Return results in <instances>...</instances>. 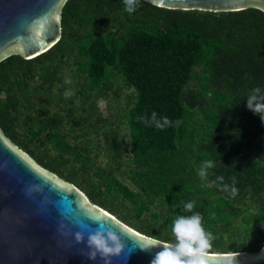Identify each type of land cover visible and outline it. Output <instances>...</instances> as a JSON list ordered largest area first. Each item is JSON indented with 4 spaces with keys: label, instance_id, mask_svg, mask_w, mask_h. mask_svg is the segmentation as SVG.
<instances>
[{
    "label": "trees",
    "instance_id": "trees-1",
    "mask_svg": "<svg viewBox=\"0 0 264 264\" xmlns=\"http://www.w3.org/2000/svg\"><path fill=\"white\" fill-rule=\"evenodd\" d=\"M62 26L61 39L45 53L0 61L5 135L142 234L174 243L173 220L199 214L211 233L209 252H259L264 121L246 98L255 88L264 93V10L173 9L140 0L130 14L123 0H67ZM65 69L81 78L67 99ZM116 76L133 90L124 114L128 139L99 112ZM153 111L180 123L157 130L137 119ZM73 123L89 128L76 132ZM93 132L107 140L108 170L92 169ZM206 161L213 167L201 179ZM124 163L134 187L118 177ZM118 200L132 205L128 212ZM157 200L161 211L153 210ZM161 216L170 232L156 227Z\"/></svg>",
    "mask_w": 264,
    "mask_h": 264
},
{
    "label": "water",
    "instance_id": "water-1",
    "mask_svg": "<svg viewBox=\"0 0 264 264\" xmlns=\"http://www.w3.org/2000/svg\"><path fill=\"white\" fill-rule=\"evenodd\" d=\"M66 1L0 0V61L12 54L33 59L53 47L62 37ZM155 5L264 10V0H156ZM100 226L115 230L127 245L111 264H151L161 249L143 251L136 245L169 243L142 234L93 203L76 184L43 167L0 128V264H104L99 256L91 260L84 254L89 251L88 233ZM78 231L85 234L83 243L75 240ZM229 256L236 257L237 264H264V247L257 253L209 252L213 264Z\"/></svg>",
    "mask_w": 264,
    "mask_h": 264
},
{
    "label": "clouds",
    "instance_id": "clouds-1",
    "mask_svg": "<svg viewBox=\"0 0 264 264\" xmlns=\"http://www.w3.org/2000/svg\"><path fill=\"white\" fill-rule=\"evenodd\" d=\"M139 2L140 0H123L125 11L130 14L133 13L138 7ZM149 2L155 4L156 0H149ZM64 82L66 84L71 83L68 79H65ZM63 95L67 99L72 93L65 91ZM246 99L247 108L264 121V93L261 92V89H253ZM137 119L146 126L155 127L157 130H164L167 127H171L173 123L178 126L180 123L179 120L173 122L167 117L158 118L155 111L152 112L150 119L147 116H140ZM204 164L206 167H201L198 170L201 179H204L208 175L206 168H212L213 161H206ZM223 179L222 176L217 177L219 181H223ZM222 190L229 191V186L224 185ZM237 194L238 189L234 186L231 187L230 195L235 197ZM194 203L189 202L186 204V210L192 211ZM201 221L202 217L199 214L179 216L172 222L174 243L160 244L153 241L144 247L136 246L143 251H150L153 248L161 249L155 254L151 260V264H213L209 257L211 233L206 232ZM75 240L77 243H83L85 240L84 232H76ZM87 244L89 251L84 254L91 260H96L99 256L104 260V264H111L112 257L120 256L127 247L121 235L117 234L112 228H105L103 226L88 233ZM128 251L131 252L132 249ZM215 264H237V261L236 257L233 256L221 257Z\"/></svg>",
    "mask_w": 264,
    "mask_h": 264
},
{
    "label": "rangeland",
    "instance_id": "rangeland-1",
    "mask_svg": "<svg viewBox=\"0 0 264 264\" xmlns=\"http://www.w3.org/2000/svg\"><path fill=\"white\" fill-rule=\"evenodd\" d=\"M64 77L65 79H68L71 81L70 84H66L69 91H74L81 85V78L76 75V73L72 69H65L64 70ZM115 85L114 89L111 91L110 96L107 98H102L99 102V112L106 117H110V121L114 122V124L118 127L120 132V138L122 139H128V127L124 123V114L126 110L127 101L130 100L129 95L133 92L132 89L128 88L123 80L116 76L115 78ZM64 83H57L55 88H59L63 86ZM116 93H119V96H117ZM81 123H83L81 121ZM73 126L75 127L76 132H82L85 129L89 128V124L86 123L84 125V129L82 130L78 124L73 123ZM71 125L66 124L65 131L70 132ZM90 138L93 139V150L90 154L91 159L94 162L93 167H100L104 170H108L109 164H111V157L110 154L107 152V140L104 138L103 134L100 133L99 135L96 132H93L90 135ZM72 139V137H71ZM130 166L128 164L124 163L123 166L118 170L117 174L118 177L126 184L134 187V183L132 179L130 178ZM117 204L121 207L122 211L124 213L128 212V209L132 206L129 202H122L120 200L117 201ZM154 211H161V203L160 200H157L156 203L152 206ZM134 220L136 218L132 214ZM147 219H151V214H146ZM137 221V220H136ZM164 219L163 216L159 218V223L156 225V227L160 228L159 230H162V232H168L169 230L164 227ZM170 232V231H169Z\"/></svg>",
    "mask_w": 264,
    "mask_h": 264
},
{
    "label": "snow or ice",
    "instance_id": "snow-or-ice-1",
    "mask_svg": "<svg viewBox=\"0 0 264 264\" xmlns=\"http://www.w3.org/2000/svg\"><path fill=\"white\" fill-rule=\"evenodd\" d=\"M150 242H153V241H150Z\"/></svg>",
    "mask_w": 264,
    "mask_h": 264
}]
</instances>
